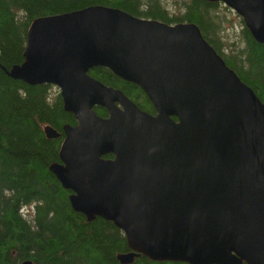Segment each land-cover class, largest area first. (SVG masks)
<instances>
[{
  "label": "water",
  "instance_id": "1",
  "mask_svg": "<svg viewBox=\"0 0 264 264\" xmlns=\"http://www.w3.org/2000/svg\"><path fill=\"white\" fill-rule=\"evenodd\" d=\"M205 1L231 8L264 44V0ZM95 67L137 85L154 114L90 76ZM7 74L59 89L76 123L63 126L49 170L75 211L123 232L119 263L264 264V103L195 23L101 4L39 16Z\"/></svg>",
  "mask_w": 264,
  "mask_h": 264
},
{
  "label": "trees",
  "instance_id": "2",
  "mask_svg": "<svg viewBox=\"0 0 264 264\" xmlns=\"http://www.w3.org/2000/svg\"><path fill=\"white\" fill-rule=\"evenodd\" d=\"M117 7L138 17L165 23H195L202 36L226 64L249 85L264 103V44L256 42L242 25L231 24L228 8L205 0H180L169 8L162 0H0V264H121L119 252L128 251L123 232L111 221L86 217L69 202L49 165L59 162L63 126L75 125L73 114L63 109L50 84L29 85L7 74L23 61L26 32L39 16L69 12L89 5ZM88 74L107 86L120 89L142 110L154 114L145 93L106 67ZM105 117L104 108L94 107ZM61 134L48 139L44 126ZM106 158H111L108 154ZM29 206L28 211L24 209ZM131 264H187L136 257Z\"/></svg>",
  "mask_w": 264,
  "mask_h": 264
},
{
  "label": "rangeland",
  "instance_id": "3",
  "mask_svg": "<svg viewBox=\"0 0 264 264\" xmlns=\"http://www.w3.org/2000/svg\"><path fill=\"white\" fill-rule=\"evenodd\" d=\"M162 1L165 3V5L167 7L172 8V9L174 8V10H176V6L180 0H162ZM218 5H219V3H218ZM226 13L229 14V18L231 20V24H229L228 27L230 29L235 30V31H239L240 27L242 25H244L241 17L229 8H228V12H226ZM57 91H59V89L56 86L51 84V90H50L51 95L53 96ZM28 209H30L29 206H27L24 209V212L28 211Z\"/></svg>",
  "mask_w": 264,
  "mask_h": 264
},
{
  "label": "bare ground",
  "instance_id": "4",
  "mask_svg": "<svg viewBox=\"0 0 264 264\" xmlns=\"http://www.w3.org/2000/svg\"><path fill=\"white\" fill-rule=\"evenodd\" d=\"M257 95V94H256ZM165 262V261H164ZM172 262H176V261H172ZM178 262V261H177Z\"/></svg>",
  "mask_w": 264,
  "mask_h": 264
}]
</instances>
